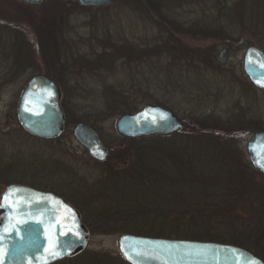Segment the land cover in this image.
Segmentation results:
<instances>
[{"label": "rangeland", "instance_id": "1", "mask_svg": "<svg viewBox=\"0 0 264 264\" xmlns=\"http://www.w3.org/2000/svg\"><path fill=\"white\" fill-rule=\"evenodd\" d=\"M156 3L158 9L140 6L139 0H114L110 6L93 7H83L78 0H44L39 5L8 0L1 5L10 14L0 12V204L12 183L55 190L84 210L88 228L93 230L87 249L123 255L121 232L112 230L100 215L108 212L110 204L118 208L107 190L112 172L125 169L137 152L133 154L130 143H120L123 136L116 130V120L122 113L107 119L100 115L109 97L125 93L139 108L146 103L167 105L188 124L187 131L225 149L227 159L233 158L234 172L237 165L249 172L247 179L239 176L235 182L209 172L205 180L226 178L227 193L236 198L227 208L238 223L228 227L227 238L237 233L255 243L257 251L264 249V207L258 205L264 196V174L247 152L252 135L264 130V89L253 84L244 67L249 43L255 39L264 43V0ZM58 9L60 28L46 33L42 22L48 25ZM160 13L177 17L183 25L175 30L179 42L183 41L180 49L163 43L172 26ZM224 47L229 51L226 61L221 59ZM16 58L22 65L15 63ZM38 70L63 78L64 85L66 73L74 74L70 77L75 83L70 91L74 95L69 102L70 128L56 139L32 137L19 124L20 95ZM88 118L111 146L109 163L93 159L74 135L75 124ZM185 125L174 136L184 132ZM232 138L235 146L227 142ZM178 140L170 148L175 153L182 145ZM192 153L199 158L197 151ZM244 160L252 163L250 168ZM225 191L220 189V194ZM222 200L218 196L213 201L221 204Z\"/></svg>", "mask_w": 264, "mask_h": 264}, {"label": "water", "instance_id": "2", "mask_svg": "<svg viewBox=\"0 0 264 264\" xmlns=\"http://www.w3.org/2000/svg\"><path fill=\"white\" fill-rule=\"evenodd\" d=\"M42 4L44 0H23ZM114 0H78L83 7L110 6ZM224 47L221 59H228ZM245 71L255 86L264 89V49L251 45L244 56ZM1 101V96H0ZM21 125L31 135L55 139L65 130L66 115L59 84L38 72L27 81L18 104ZM184 120L169 107L146 103L116 120L119 135L128 138L170 136L184 128ZM76 139L100 162L110 151L93 124L74 126ZM254 166L264 174V130L247 143ZM90 230L80 211L67 199L22 183L10 184L0 206V264H52L87 248ZM120 249L131 264H264L252 251L235 244L123 234Z\"/></svg>", "mask_w": 264, "mask_h": 264}, {"label": "trees", "instance_id": "3", "mask_svg": "<svg viewBox=\"0 0 264 264\" xmlns=\"http://www.w3.org/2000/svg\"><path fill=\"white\" fill-rule=\"evenodd\" d=\"M239 1L243 3L249 0ZM253 1L262 2L263 0ZM7 2L8 0H0V12L8 15L10 13L6 11V7L4 8L1 6L5 5ZM156 2L157 0H139V5H143V7L146 8L153 6V8L155 7L158 9L159 5L157 6ZM259 12L263 13L262 9L259 10ZM54 13L55 17L47 21L49 22L48 25L45 24L46 21L45 23L42 22L44 25L41 26L46 27V33L50 29L52 32L55 30L56 16L62 15L59 9L58 12L56 11ZM156 14L154 17H157ZM162 15L163 14L160 13L161 19L169 20L172 26L171 29L167 31L169 36L165 37L163 43H169L170 47L175 45L180 49L183 47V41L180 39L179 42V36L176 33L178 31L175 30L178 29V27L181 28L183 25L178 23L179 19L175 16L167 15L166 17ZM228 16L231 18L230 15ZM160 17L158 19H160ZM181 29H183V27ZM249 44L264 49V43H261L258 39L253 40V42ZM112 45L114 44H111V46ZM108 46L110 47V44ZM118 59H120V57ZM16 62L18 65H22L19 58L15 59V63ZM19 70H21V68H19ZM37 72H43L60 84L62 83L61 80L63 78L55 77L48 70H38L35 73ZM62 85L64 84L62 83ZM1 86L3 85L0 84V88ZM126 95L125 93L122 95L118 93L117 98L109 97L103 104L104 110H102L103 112L101 111V115L99 114L100 117L102 119H107L108 117L124 112L137 111L139 109V103H135L134 101L130 103L131 99L128 98L132 97ZM69 102L67 95H65L62 101L66 113L65 130L70 128L69 121L72 113L70 112ZM163 106L168 107L167 105ZM81 121L91 123L89 118ZM20 127L25 131L21 124ZM188 129L189 126L186 123L184 132L175 136L174 134L170 136H146L136 139L121 137L120 143H130V149L133 151V154L137 152V155H135V158L128 161L125 169L122 171H113L114 173L112 172V181L109 183L107 190L112 194V199H115L113 205L118 208H114L112 204H110L107 207L108 212L106 214L103 212V215L100 216L104 222L106 221V225H112L111 229L121 232L122 235L131 233L152 237L230 243L242 246L264 260V249L260 248V250L257 251V248L253 247L256 246L255 243L238 237L237 233H233L235 236H230L233 238H227L229 235V233L226 232L228 231V227H230L231 224L235 226V223L238 222L233 219L235 216L232 215L231 209L229 211L227 208L228 206H232V200L235 201L236 198L227 193L225 187L228 188V181L224 180L226 178L220 177V180H216L215 182L212 181V183H207L205 180L206 173L208 172L212 173L213 176H228L231 180L233 179V182L238 180L239 176L244 178V180L247 179L249 172L240 169L238 165L235 167L236 172H234V167L232 166L233 158H228L229 162H226L229 156L225 149L214 147L213 144L216 145L217 143H211L207 138L197 136L187 131ZM27 134L32 136L30 133ZM178 138L180 140L178 141L181 142L182 145H179L180 147L178 148L180 152L175 153V151H172L170 148L173 144L172 142L176 141ZM227 142L232 146L236 144V140L233 138ZM107 147L110 150V155L104 163H109L113 158L111 146L108 145ZM235 148L238 151L237 147ZM219 150L222 151V153ZM192 151H197L196 156H198L199 153V158L195 157ZM219 159H222V161L224 160L226 163H218L217 161H219ZM244 162L248 165V168L251 167L252 163L250 164L246 160H244ZM209 165L212 166V170ZM204 166L205 170L202 173L201 170L204 169ZM196 170L200 174L194 172ZM221 184L224 185L221 187ZM219 188L226 191L220 194ZM218 196H222L223 200L221 204L213 201L214 198L217 199ZM74 205L80 210L83 222L89 227L84 210L80 206ZM258 205L264 207V196H262V202ZM105 207L106 206H104V209ZM90 231L93 230L90 229ZM257 242L263 243V240ZM52 264L131 263L121 254L117 255L108 252L90 251L86 248L71 257L58 260Z\"/></svg>", "mask_w": 264, "mask_h": 264}, {"label": "flooded vegetation", "instance_id": "4", "mask_svg": "<svg viewBox=\"0 0 264 264\" xmlns=\"http://www.w3.org/2000/svg\"><path fill=\"white\" fill-rule=\"evenodd\" d=\"M57 22V20H55V23ZM61 23V22H60ZM55 28L56 29H59L60 27H59V21L56 23V25H55ZM67 75H66V82H67V84L66 85H62V83L60 84L59 82H57L58 84H59V86H60V89H61V92H62V101H63V98H64V96L65 95H67V97H68V99H69V101H71L72 99H74V95L71 93V92H73L74 90H75V83L74 84H72V81H73V79H70V77L72 76H74V74H68V73H66ZM64 84V83H63ZM65 86H66V88H65ZM71 91V92H70ZM64 108V107H63ZM65 111V110H64ZM66 114V113H65ZM47 191H51V192H53V193H56V194H58V195H60L59 193H57L55 190H47ZM62 196V195H61Z\"/></svg>", "mask_w": 264, "mask_h": 264}]
</instances>
